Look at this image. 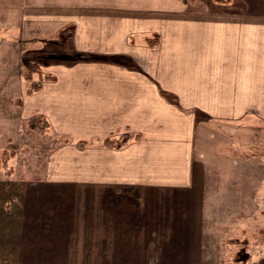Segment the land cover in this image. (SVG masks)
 Instances as JSON below:
<instances>
[{
    "label": "crops",
    "instance_id": "obj_1",
    "mask_svg": "<svg viewBox=\"0 0 264 264\" xmlns=\"http://www.w3.org/2000/svg\"><path fill=\"white\" fill-rule=\"evenodd\" d=\"M36 114L61 142L0 168V264H204L210 165L264 122V0H0V149Z\"/></svg>",
    "mask_w": 264,
    "mask_h": 264
},
{
    "label": "rangeland",
    "instance_id": "obj_2",
    "mask_svg": "<svg viewBox=\"0 0 264 264\" xmlns=\"http://www.w3.org/2000/svg\"><path fill=\"white\" fill-rule=\"evenodd\" d=\"M28 118L19 125L25 130L22 145L6 149L21 162L42 167L61 139L50 130H31ZM233 130L232 162H216L208 171L200 247L204 264H264V122L246 119L242 131Z\"/></svg>",
    "mask_w": 264,
    "mask_h": 264
},
{
    "label": "trees",
    "instance_id": "obj_3",
    "mask_svg": "<svg viewBox=\"0 0 264 264\" xmlns=\"http://www.w3.org/2000/svg\"><path fill=\"white\" fill-rule=\"evenodd\" d=\"M146 41L150 44H155V38H147ZM39 73L40 81L38 82H32L30 87L28 88V92L32 93L35 91H38L41 88V81L43 80H53L54 76L51 74H42L41 72L37 71ZM25 77L27 79H31L32 75L31 73H26ZM27 125L28 127L37 132V133H44L47 130H49L50 123L48 119L42 115V114H36L32 115L27 119ZM140 137V134L138 132L136 133H123L120 136L116 138H106L105 143L114 147H121L124 145L127 141L131 139H138ZM15 154V151L13 149H0V168H5L6 174L12 173V167L8 164V160L12 158Z\"/></svg>",
    "mask_w": 264,
    "mask_h": 264
}]
</instances>
